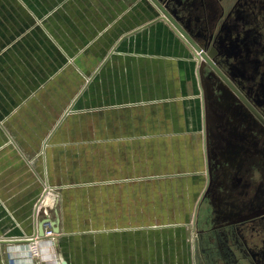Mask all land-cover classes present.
I'll list each match as a JSON object with an SVG mask.
<instances>
[{
  "label": "crops",
  "instance_id": "crops-1",
  "mask_svg": "<svg viewBox=\"0 0 264 264\" xmlns=\"http://www.w3.org/2000/svg\"><path fill=\"white\" fill-rule=\"evenodd\" d=\"M15 1L34 21L22 37L39 27L53 54H49L50 70L44 77L39 60L33 58L26 63L21 52L10 58L9 53L23 46L18 37L10 44L0 36V210L8 211L6 218L17 224L22 221L29 225L28 234L22 238H9L20 242L0 245V264H55L56 259L65 263L64 259L61 263L59 245L70 238L81 239L77 243L90 238L87 249L98 252L94 260H82L81 264H195L194 214L191 222L178 220L179 199L197 190L196 209L207 183L202 92L196 65L192 67V53L145 0H47L49 9L41 17L26 0ZM46 17L48 29L43 24ZM71 70L78 76L79 86L68 96L67 107L46 137L36 141L33 136H24L26 129L35 134L29 126L16 130L12 120L28 115L36 100L40 105L39 96L45 87ZM65 81L73 84L71 77ZM173 106L191 108V113L198 114V127L186 122L176 126L153 123L152 118L141 125L146 132L137 135L131 123L128 128L113 123V129H127L129 134L116 132L117 138L97 139L112 142V149H102L98 153L102 159L97 160L95 155V164L91 163L93 154L81 148L88 147L90 141L78 144L56 138L69 115L128 111L141 112L147 118L168 114ZM189 129L200 136L203 155L183 160L179 155H188V148H180L179 153L170 151L169 145L176 135L181 138L178 146L187 145L184 133ZM137 136L144 145L151 146L149 154L159 151V167L148 160L138 165L134 148ZM168 153L177 159L165 160ZM107 154L112 159H106ZM49 190L62 191L61 196L53 197L57 204L49 213L50 219L59 220L60 231L52 244L41 239L40 261L30 260L27 241L35 235L40 219L34 220V200ZM168 198L174 205L173 219L164 213L169 209ZM92 205L96 213L86 217L82 211ZM20 209L27 213L22 216ZM107 214L111 215L110 221L104 218ZM69 221L71 228L87 222L89 227L66 233ZM80 248L85 249L83 243ZM4 253L11 256L9 261ZM68 262L72 264L70 259Z\"/></svg>",
  "mask_w": 264,
  "mask_h": 264
},
{
  "label": "flooded vegetation",
  "instance_id": "flooded-vegetation-1",
  "mask_svg": "<svg viewBox=\"0 0 264 264\" xmlns=\"http://www.w3.org/2000/svg\"><path fill=\"white\" fill-rule=\"evenodd\" d=\"M158 2L214 65L201 81L211 122L207 183L193 217L196 261L264 264V0Z\"/></svg>",
  "mask_w": 264,
  "mask_h": 264
},
{
  "label": "rangeland",
  "instance_id": "rangeland-1",
  "mask_svg": "<svg viewBox=\"0 0 264 264\" xmlns=\"http://www.w3.org/2000/svg\"><path fill=\"white\" fill-rule=\"evenodd\" d=\"M26 4L31 8V10L36 14V16L41 17L45 12L48 11L50 3L47 0H26ZM20 15H23V19L20 18ZM34 23L33 19L29 16V14L23 9L15 0H0V36L2 37L3 41L8 42L12 44L13 42L18 40L23 43L22 48L18 51L9 53L10 58H16V54L22 53L23 59H25V62L28 63L29 60H33V58L36 60H39L41 63V74L44 77H47V74H49L50 66L47 64L49 59V54L52 56L53 52L49 49V40L45 36V34L39 29V27H36L38 29L33 30L31 33H27L22 37V34L29 29L30 26H32ZM44 26L48 29V18L46 17L43 19ZM32 34L34 36H32ZM1 41V40H0ZM18 41V42H19ZM3 42V43H5ZM17 42V43H18ZM16 47V46H12ZM15 50H17L15 48ZM47 50V52H45ZM7 53V52H6ZM5 53V56H8ZM9 57V56H8ZM196 65V62H193V68ZM71 77L73 79V84H69L65 81L66 78ZM78 76L74 74V72L68 71L65 76H60L57 78V80L53 83H51L49 86L47 85L44 89V91L41 92V95L39 96L40 105L37 104V100L31 104L32 110L28 113V115H22L18 121L12 120L13 125H15V129H19V127L24 126L27 128V126L31 127V129L34 130V133H31L29 130L26 129V134L24 136H33L36 141L43 140L48 132L50 131L53 124L60 118L62 115V112L67 107L69 103V95L70 93H74L76 89L79 86V80ZM35 106V107H34ZM191 108H178V107H171L169 108V113H163V114H153V115H147V118L144 114L141 112H134L132 114H129L128 111L120 112V113H106V114H74L69 115L67 119L62 124V127L58 134L56 135L57 139H62L68 142L72 143H82L81 141L87 140L91 143L88 145V147L82 146L81 148L86 149V152L90 153L92 160L91 163H96V156L97 160L102 159L98 156V153L104 150L110 151L112 149V142H98L97 139H113L117 138L116 132L119 134H125L128 135L129 131L126 130H116L113 123H121V126L124 125L125 128L129 127V124L131 123L133 125V128H136L134 130V133L137 135L143 134L146 131L142 130L141 125L144 121H150L153 118V123L155 122H168V123H174V125H178L179 122H186L188 124L194 125L198 127V114L191 113ZM150 116H152L150 118ZM193 126V127H194ZM177 130V129H176ZM180 131V130H179ZM188 132L184 133V140H186L187 145L185 146H178V143L181 138L179 136H173L171 137L172 145L170 144V151L174 152H182L180 151V148L187 149L188 148V155H185V153H180L176 155H179L181 159L187 160V158L191 157V159H197L200 155H203V148L201 144L199 143V137L198 134L192 132V129L187 130ZM22 132V131H21ZM15 135V130L13 131ZM183 135V134H182ZM192 135V136H190ZM135 141L134 148H136V158L138 165H144L145 161L148 160L151 162V164L155 167H159L160 161V155L159 151L157 153L152 152L149 154L148 152L152 150L151 146L144 145V141H141V139L138 138ZM55 138V140H56ZM198 139V140H197ZM54 140V141H55ZM177 141V142H176ZM93 142V143H92ZM174 143V145H173ZM177 144V145H176ZM75 145V144H74ZM178 150H173L174 147ZM126 146H123V150H125ZM169 148V147H168ZM76 150H74V154H77ZM125 155V154H123ZM182 155V156H181ZM168 159L169 162L177 157L175 155H170L168 153ZM106 159H112L111 154L106 155ZM179 159V158H178ZM64 161V159H63ZM166 162V161H162ZM186 162V161H185ZM157 168H154V171ZM105 173V172H103ZM92 178V177H90ZM99 178V177H96ZM1 180V179H0ZM202 187V186H201ZM1 191V187H0ZM62 191L58 190H49L45 194L41 192L40 196L34 200V205L36 203H41L39 207V212L46 216L47 214L51 212L50 210V204L51 199L54 196L60 195ZM198 192L197 190L194 193H186L183 197H179V210L180 216L178 217V220H188L191 222L193 214H195V203L198 198ZM1 195V193H0ZM48 198V199H47ZM183 198V199H182ZM165 200V199H164ZM169 209L165 210L164 213L169 215V218L173 219L175 218V215L173 214L174 211V205L173 202L169 200ZM45 202V203H44ZM79 207V206H78ZM181 207V208H180ZM185 207V208H184ZM208 204L205 203L204 206H202V213L205 212V215L210 213V209L208 208ZM185 210H184V209ZM64 210H67L65 208ZM194 210V211H193ZM82 211V210H81ZM4 212V213H3ZM7 212V213H6ZM0 210V238L9 239L10 237H14L17 235H23L28 234V227L29 225H25L24 222L18 221V224L10 217L6 218V215L8 214V211ZM13 210L10 209L9 213ZM29 212V211H28ZM85 213L86 217H89L91 213L95 214V205L92 206H85V208L82 211ZM19 213L24 216V213H27L24 211V209H20ZM92 214V217L94 218V215ZM84 215V214H83ZM104 218L106 221H110L109 218H111V215H105ZM70 221L67 223L66 226V233L71 232V230L75 229H88V222L84 225H80L74 228H71L69 225ZM192 227V226H191ZM191 233V232H190ZM194 234V232H193ZM190 235L188 233L187 236V244L189 245L188 249H190ZM194 236V235H193ZM67 238L66 236H64ZM63 237V238H64ZM87 237V236H85ZM69 239V238H68ZM72 239V238H70ZM68 240L65 242H62V244L59 245L61 252L63 253V258L60 257L61 263L64 261L65 264H69L68 260L70 259L72 261V264H81V261L87 262L90 258L94 260V257L97 255V250L95 249L94 252H91V250L87 249L88 240L90 238L84 240L81 243H77V241L80 240ZM103 239V237H102ZM47 243L52 244L55 241V238H50L45 240ZM83 243V246H85V249L80 248V244ZM38 247L41 250L40 242L37 244ZM31 246H27L28 256H30L29 249ZM82 251V252H81ZM4 258L6 261H9L11 256L8 255V253H4ZM66 256V258L64 257ZM64 259V260H63ZM31 260H41L40 258H32ZM56 259L55 261H57ZM63 260V261H62ZM90 261V260H89ZM9 264V263H8ZM63 264V263H62Z\"/></svg>",
  "mask_w": 264,
  "mask_h": 264
},
{
  "label": "water",
  "instance_id": "water-1",
  "mask_svg": "<svg viewBox=\"0 0 264 264\" xmlns=\"http://www.w3.org/2000/svg\"><path fill=\"white\" fill-rule=\"evenodd\" d=\"M159 10V12L161 13L159 19H163L165 21H167L172 28L175 30V32H177V34H179L180 36H182L189 44H191V53L193 55V57L197 60L196 62V73L198 75L199 78V83H200V87H201V92H202V100H204V107H203V122H204V144H205V152H206V165H207V159H208V151H207V138L209 137L208 131H209V124L211 122L209 115L211 116V111L207 110L205 107V89L204 86L202 84V71L204 70V68L206 67V65L214 67L213 63L210 61V59L201 51V49L192 41V39L187 35V33L180 27V25L177 23L176 19H174L172 16H170V14L163 8V6L158 2V0H150ZM68 112H70V110H68ZM67 112V113H68ZM207 167V166H206ZM57 204V199H55V203L54 205ZM54 213L57 214V210L54 209ZM45 225H48L51 227L52 231L54 234H58L60 231L59 228V220H52L49 217H44V218H40L37 222H36V229H35V234L39 237H43L44 235V231H43V227ZM19 239H0V245H13L16 244ZM195 248H196V244H195ZM197 258V257H196ZM195 258V264H199L196 261ZM65 264V263H63Z\"/></svg>",
  "mask_w": 264,
  "mask_h": 264
},
{
  "label": "built area",
  "instance_id": "built-area-1",
  "mask_svg": "<svg viewBox=\"0 0 264 264\" xmlns=\"http://www.w3.org/2000/svg\"><path fill=\"white\" fill-rule=\"evenodd\" d=\"M46 227V229L44 230V235H43V237H39V236H35V237H33L32 238V240H30V241H27V245L30 247L31 246V248L29 249V252H30V260L32 259V258H40V257H42V255H41V250H40V248L38 247L39 245H37L40 241H41V239L40 238H45L46 240L47 239H50V238H53L52 236L53 235H55L54 233H53V231H52V229H51V227L49 226V228L47 227V225H45L44 226V228ZM36 235V234H35ZM28 238H31V237H28ZM36 238H38V239H36ZM56 263L55 264H60V262L59 261H55Z\"/></svg>",
  "mask_w": 264,
  "mask_h": 264
},
{
  "label": "bare ground",
  "instance_id": "bare-ground-1",
  "mask_svg": "<svg viewBox=\"0 0 264 264\" xmlns=\"http://www.w3.org/2000/svg\"><path fill=\"white\" fill-rule=\"evenodd\" d=\"M181 58H182V57H181ZM46 189H47V188H46ZM46 194H47V193H46ZM47 199H48V198H47ZM44 203H45V202H44ZM40 204H41V203L38 202V203H36V205H34V220H35V221H37V218H38V217H39V218H41V217H43V218H44V217H49V218H50V215H48V214H47L46 216H42V215H41V213L39 212V211H40V210H39ZM53 205H54V198H53L52 201H51L50 209H53ZM193 211H194V210H193ZM193 222H194V219H193L192 223H193ZM45 229H46V228L43 227V231H44ZM57 235H58V234H55V235H53L52 237L55 238ZM35 236L37 237V235H32L31 238H30V240H32V238L35 237ZM36 239H38V238H36ZM40 239H42V238H40Z\"/></svg>",
  "mask_w": 264,
  "mask_h": 264
}]
</instances>
